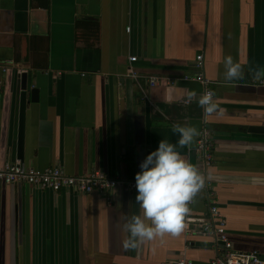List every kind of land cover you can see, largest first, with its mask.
Segmentation results:
<instances>
[{
	"label": "crops",
	"instance_id": "obj_1",
	"mask_svg": "<svg viewBox=\"0 0 264 264\" xmlns=\"http://www.w3.org/2000/svg\"><path fill=\"white\" fill-rule=\"evenodd\" d=\"M199 54L223 109L205 118L203 86L179 80L195 73ZM225 55L240 64V80L223 82ZM252 66H264V0H0V167L131 177L160 139L176 145L173 125H193L197 135L176 151L200 173L203 128L212 141L205 185L181 230L135 245H125L121 224L137 211L136 190L79 194L0 181V264H210L214 239L197 229L209 205L234 250L264 259V83L251 78ZM20 73L37 99L26 105L18 147ZM147 77L177 80L149 86Z\"/></svg>",
	"mask_w": 264,
	"mask_h": 264
},
{
	"label": "clouds",
	"instance_id": "obj_2",
	"mask_svg": "<svg viewBox=\"0 0 264 264\" xmlns=\"http://www.w3.org/2000/svg\"><path fill=\"white\" fill-rule=\"evenodd\" d=\"M223 69L224 83L241 79V66L230 55L223 57ZM248 72L253 80L264 83V66H252ZM193 95V91L188 92V96ZM197 103L205 115L223 111L212 101L211 92L201 94ZM173 131L179 133L176 140L179 146L189 144L197 135L193 125H173ZM176 145L160 139L157 147L138 164L139 171L134 174L137 211L130 216H122L121 228L126 234V246L164 233L175 234L182 228L187 202L200 188L201 177L195 167L176 151ZM145 219L150 223L146 224Z\"/></svg>",
	"mask_w": 264,
	"mask_h": 264
},
{
	"label": "built area",
	"instance_id": "obj_3",
	"mask_svg": "<svg viewBox=\"0 0 264 264\" xmlns=\"http://www.w3.org/2000/svg\"><path fill=\"white\" fill-rule=\"evenodd\" d=\"M130 62L135 61V57H129ZM195 70L193 75H184L179 80H194L203 86V93L211 92L208 88L210 81L202 73V56L195 57L192 64ZM131 77L138 75L130 72ZM148 85L154 86L160 79H165L167 84H174L176 78L147 77ZM212 93V92H211ZM204 114V118H205ZM212 141L210 133L203 128L196 140L195 151L200 160L201 184L205 185V168L211 160ZM135 174V173H134ZM134 174L131 177L119 175H109L100 170H93L87 174L69 175L59 166L48 167L44 170H37L26 166L21 162L7 163L0 167V181L5 184L19 183L25 184L40 190L58 191L60 189H71L79 194L97 193L106 195L114 189L134 191ZM194 195V194H193ZM193 195L187 204L192 203ZM197 229L203 235H212L215 247L218 250L216 257L210 264H264V259L257 251H236L232 247L231 241L226 234V221L215 205H209L207 218L197 224ZM174 264H193L183 258L177 259Z\"/></svg>",
	"mask_w": 264,
	"mask_h": 264
},
{
	"label": "water",
	"instance_id": "obj_4",
	"mask_svg": "<svg viewBox=\"0 0 264 264\" xmlns=\"http://www.w3.org/2000/svg\"><path fill=\"white\" fill-rule=\"evenodd\" d=\"M26 73H20V87H19V146L21 147V135L23 127V115L26 105L37 99V89L28 85ZM20 158V157H19Z\"/></svg>",
	"mask_w": 264,
	"mask_h": 264
}]
</instances>
